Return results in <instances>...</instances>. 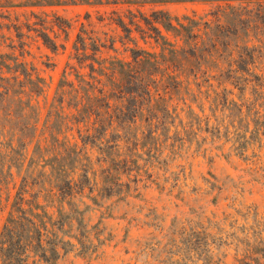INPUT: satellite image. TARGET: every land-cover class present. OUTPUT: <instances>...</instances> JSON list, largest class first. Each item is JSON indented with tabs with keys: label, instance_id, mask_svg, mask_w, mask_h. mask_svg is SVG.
I'll list each match as a JSON object with an SVG mask.
<instances>
[{
	"label": "rangeland",
	"instance_id": "374dc122",
	"mask_svg": "<svg viewBox=\"0 0 264 264\" xmlns=\"http://www.w3.org/2000/svg\"><path fill=\"white\" fill-rule=\"evenodd\" d=\"M153 8L140 10L149 17ZM160 8L171 17L209 20L214 4ZM128 9L136 7L0 9L1 53H13L32 79L43 82L40 94L33 85L20 94L29 107L19 114L34 129L18 132L7 124L0 130V231L24 179L25 198L36 197L52 239L59 241L55 264H264V97L254 93V84H231L234 65L193 63L175 70L180 86L166 83L148 107L157 118L147 120L144 110L129 131L99 135L88 122L47 118L82 26L102 39L114 38L117 51L102 50V56L128 59L119 42L124 33L110 20L119 15L128 25ZM131 28L139 47L159 52ZM41 33L56 42V50L43 43ZM166 36L175 48L181 45ZM2 107L13 109L0 101V113ZM51 121L58 132L52 139ZM54 144L65 175L81 187L71 196L51 189L41 176L54 165Z\"/></svg>",
	"mask_w": 264,
	"mask_h": 264
},
{
	"label": "trees",
	"instance_id": "16d2710c",
	"mask_svg": "<svg viewBox=\"0 0 264 264\" xmlns=\"http://www.w3.org/2000/svg\"><path fill=\"white\" fill-rule=\"evenodd\" d=\"M186 1L214 4L210 12L211 19L171 17L160 8L168 3ZM76 4L136 7L135 12L127 10L128 25L119 15L114 19L110 17L124 33L119 42L128 53V59L114 55L102 56V50L117 51L114 38L102 39L94 31H87L82 26L76 34L73 52L68 57L69 61L49 103L47 118L68 119L73 123L88 122L99 135L105 134L107 130L129 131L139 117H144V110L149 113L147 120L150 117L157 118L156 112L148 109L153 96L159 95V89H163L166 83L171 82L174 87H179L181 82L176 80L173 72L193 63L200 66L218 62L234 65L235 70L229 73L234 80L230 81L231 84L237 86L240 81L254 84V93L264 97V0H0V9L10 11ZM147 5L155 7L149 17L140 10ZM65 24L67 27L68 23ZM131 27L143 41L149 39L159 47V52L139 47L132 36ZM167 34L179 40L181 45L175 48ZM40 38L47 47L56 50V42L46 33H41ZM9 48L15 49L14 46ZM71 60L74 62L71 63ZM4 72L11 74V77L3 76ZM68 75L73 76V79L68 80ZM20 76L23 82L18 81ZM0 81V101L6 103L8 108L13 107L12 111L1 108L0 130L7 124H11L18 132L34 129V125L24 120L23 114H19V111L29 107L20 94L23 93L22 87L29 85H33L35 93L40 94L42 79H32L24 63L18 61L13 53L0 51ZM64 109H69V114H64ZM11 114L15 119L11 118ZM53 125L51 121V139L55 138L57 132L55 122ZM53 148L56 152L54 165L51 163L50 172H41V176L47 179L51 189L60 193L67 190L63 195L71 196L79 192L81 187L65 175L60 164L63 158H58L60 146L54 144ZM70 148L74 158H68L75 162V146ZM35 150H41L39 143L35 145ZM22 181L0 231V264H36L37 261L55 264L59 258V241L52 239L54 234L43 220L46 214L36 197L25 198L27 185L24 179Z\"/></svg>",
	"mask_w": 264,
	"mask_h": 264
}]
</instances>
